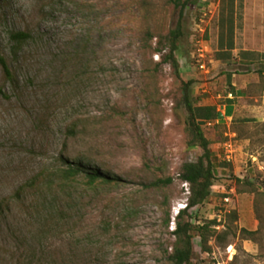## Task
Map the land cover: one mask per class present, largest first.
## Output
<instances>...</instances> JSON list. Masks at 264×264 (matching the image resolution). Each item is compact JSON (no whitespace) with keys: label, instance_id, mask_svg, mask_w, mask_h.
Segmentation results:
<instances>
[{"label":"rangeland","instance_id":"obj_1","mask_svg":"<svg viewBox=\"0 0 264 264\" xmlns=\"http://www.w3.org/2000/svg\"><path fill=\"white\" fill-rule=\"evenodd\" d=\"M213 3L184 10L177 76L163 62L179 21L165 0H0V59L10 74L0 65V264H172L175 210L188 197L177 175L201 155L182 102L188 81L193 104L216 110L202 124L214 158L229 157L211 197L189 211L196 226L217 218L228 235H207L204 251L195 234L191 264H264V194L236 181L264 188V75L217 65L209 48L198 68ZM249 21L238 47L245 32L254 46L259 31ZM14 33L31 38L16 49ZM72 163L119 182L66 183L60 171ZM168 178L164 188L143 187ZM242 230L256 233L242 240Z\"/></svg>","mask_w":264,"mask_h":264},{"label":"trees","instance_id":"obj_2","mask_svg":"<svg viewBox=\"0 0 264 264\" xmlns=\"http://www.w3.org/2000/svg\"><path fill=\"white\" fill-rule=\"evenodd\" d=\"M165 2L172 5L174 9L178 10L179 21L176 28L169 32L168 54L164 57L163 62H169L178 76L179 66L174 54L178 50L177 42L182 37V27L180 21L183 18L186 7L195 4L196 0H165ZM30 38L31 37L28 33H14L11 36L16 49H20L27 43L28 40H30ZM0 65L5 74L10 77L7 65L2 59H0ZM257 74L259 77H262V75H264V70H257ZM191 86V81L182 83V102L188 115L187 124L190 127L193 136L190 147L200 149L201 155L195 163L183 164L177 175V179L180 182H185L189 185V195L186 201V208L179 211L177 216L174 218V230L172 235L175 237V244L172 253L169 256V261L172 264H191L193 255L192 240L195 234L199 236L200 243L204 246V251H208V248H206L208 240L207 235L215 236L217 242L224 241L228 235V229L220 232L215 229V227L223 225L220 220H217V218L206 222L204 225L196 226L192 222V220L195 221V219H192L189 214L190 210L195 208L198 209L211 197L214 190V182L216 178L219 177V169L224 171L229 167L226 162L220 163L216 160V158H214L213 152L210 149V142L204 136L202 130V124L211 123L217 119L216 110L215 108L208 106H195L192 101ZM229 88L231 93H234L233 88L231 86H229ZM60 174L61 179L66 183L75 181L77 177H83L85 179V183L90 188L102 185H113L119 182L118 177L105 171L92 169L88 165H83L81 163H72L70 166H67V168L60 171ZM225 176L228 179H232L233 177L230 172H227ZM236 181H238V184L248 183L245 187H249L248 190L253 191L255 194L257 193L255 189H258V192L264 194V188L247 182L248 178L242 180L237 179ZM171 183V178L165 180L157 179L149 182L148 184H144L143 187L146 189H161ZM262 184H264V182ZM250 187H253V190ZM241 192L245 193L247 190H243ZM228 217L231 218L232 222L236 221L237 218L234 212L230 213ZM168 222L169 219L167 220V225ZM255 233L256 232H246L242 230L241 239L247 241L252 240V236H254Z\"/></svg>","mask_w":264,"mask_h":264},{"label":"crops","instance_id":"obj_3","mask_svg":"<svg viewBox=\"0 0 264 264\" xmlns=\"http://www.w3.org/2000/svg\"><path fill=\"white\" fill-rule=\"evenodd\" d=\"M210 18L207 27L212 33V39L206 45V49L214 54V62L217 65H247L253 70H264V42L258 40V33L263 32L264 0H215L208 6ZM250 20L257 31L254 32V46H249V40L245 32V40L238 47L237 35L242 30V25ZM260 32V34H261ZM260 38V35H259ZM233 75H225L227 83L231 82ZM209 107V106H208Z\"/></svg>","mask_w":264,"mask_h":264},{"label":"built area","instance_id":"obj_4","mask_svg":"<svg viewBox=\"0 0 264 264\" xmlns=\"http://www.w3.org/2000/svg\"><path fill=\"white\" fill-rule=\"evenodd\" d=\"M204 33V32H203ZM203 40L200 39L199 41H197V45H199V47L196 50V54L193 55V59H195L196 64L198 65V68L200 70H205L204 67V62L206 59V54H207V49L205 48V46L203 45ZM226 162H229V157L227 156L226 158ZM252 161L255 162L254 158H251ZM240 179V178H239ZM182 186L184 187L186 194L189 195V185L185 182H182ZM186 205H180L176 210H175V215H177L179 213L180 210H183L185 208ZM215 229L217 231H219L220 227H215ZM226 254L228 255V260H230L232 258L233 252H232V246H228L226 248ZM208 256V254H206ZM211 255L213 256L214 253H211ZM213 264H220L217 260H215V262Z\"/></svg>","mask_w":264,"mask_h":264},{"label":"clouds","instance_id":"obj_5","mask_svg":"<svg viewBox=\"0 0 264 264\" xmlns=\"http://www.w3.org/2000/svg\"><path fill=\"white\" fill-rule=\"evenodd\" d=\"M207 52H208V51H207ZM185 205H186V204H185ZM185 208H186V206H185ZM185 208H184V209H185ZM184 209H183V210H184ZM180 211H181V210H180ZM176 216H177V215H176ZM176 216H175V217H176Z\"/></svg>","mask_w":264,"mask_h":264}]
</instances>
